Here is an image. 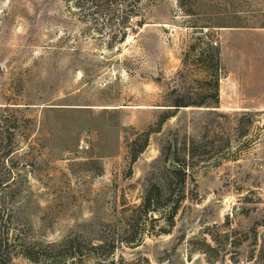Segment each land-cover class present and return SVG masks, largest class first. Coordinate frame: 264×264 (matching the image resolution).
I'll return each instance as SVG.
<instances>
[{"label":"rangeland","instance_id":"rangeland-1","mask_svg":"<svg viewBox=\"0 0 264 264\" xmlns=\"http://www.w3.org/2000/svg\"><path fill=\"white\" fill-rule=\"evenodd\" d=\"M77 14L0 0V107L18 119L0 163L8 264H264V0H156L111 47ZM208 45L220 103L175 110L211 102ZM181 167L174 227L143 220L140 241L133 210Z\"/></svg>","mask_w":264,"mask_h":264},{"label":"trees","instance_id":"trees-1","mask_svg":"<svg viewBox=\"0 0 264 264\" xmlns=\"http://www.w3.org/2000/svg\"><path fill=\"white\" fill-rule=\"evenodd\" d=\"M156 0H64L67 7L72 10H79L77 14L78 21L84 25L83 32H88L93 36H108V47L114 46L117 43H124L128 35V28L136 21L140 25L145 24L146 7L155 3ZM202 56V73L205 76V81L212 83L213 94L211 102H186L181 99L172 105L175 110L189 107H216L220 103L219 95V75L220 59L216 49L209 47L203 49L200 53ZM0 107V163L9 160L14 153L15 132L18 129V119L14 114H7V110H2ZM171 116H167L160 122V127ZM156 131H151L147 134V138L142 150L148 146L149 135ZM137 156L134 157L135 162ZM167 177L166 185L160 183L150 184L142 199V204L133 210V216L130 219L129 228L139 234V240L142 241L146 235L147 225L142 223L143 220L158 222L164 220L170 228L174 227L175 219L181 208L182 203L186 200V181L188 174L185 167L179 169L168 168L163 172ZM9 216L5 222H7ZM4 216L0 211V226L3 225ZM142 227L140 233L135 229ZM4 236V237H3ZM9 231H0V264H8V260L4 256L6 247H8ZM110 251L113 253L116 250L117 241H114ZM66 245L71 249V256L82 255L81 249H77L75 241L69 239ZM104 246L92 247V252L104 250ZM26 255L28 258L35 257L33 253ZM32 254V255H31ZM114 254V253H113Z\"/></svg>","mask_w":264,"mask_h":264}]
</instances>
